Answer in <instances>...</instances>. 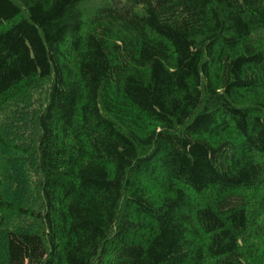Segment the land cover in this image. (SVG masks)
I'll return each instance as SVG.
<instances>
[{
    "label": "trees",
    "instance_id": "1",
    "mask_svg": "<svg viewBox=\"0 0 264 264\" xmlns=\"http://www.w3.org/2000/svg\"><path fill=\"white\" fill-rule=\"evenodd\" d=\"M0 264H264V0H0Z\"/></svg>",
    "mask_w": 264,
    "mask_h": 264
}]
</instances>
